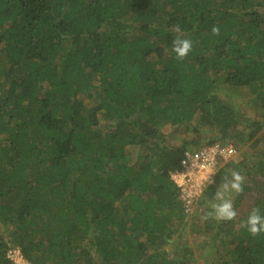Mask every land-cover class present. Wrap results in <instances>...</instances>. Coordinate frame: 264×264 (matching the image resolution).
I'll return each instance as SVG.
<instances>
[{"label": "trees", "instance_id": "obj_1", "mask_svg": "<svg viewBox=\"0 0 264 264\" xmlns=\"http://www.w3.org/2000/svg\"><path fill=\"white\" fill-rule=\"evenodd\" d=\"M263 129L264 0H0V264L10 247L31 264H264L248 225ZM216 142L240 160L189 216L171 174Z\"/></svg>", "mask_w": 264, "mask_h": 264}, {"label": "built area", "instance_id": "obj_2", "mask_svg": "<svg viewBox=\"0 0 264 264\" xmlns=\"http://www.w3.org/2000/svg\"><path fill=\"white\" fill-rule=\"evenodd\" d=\"M236 153L232 143L216 142L202 145L185 152L180 160V168L171 176L179 189V198L187 215H192L203 190L213 182L221 160H228ZM7 257L14 264H31L19 247H10Z\"/></svg>", "mask_w": 264, "mask_h": 264}, {"label": "clouds", "instance_id": "obj_3", "mask_svg": "<svg viewBox=\"0 0 264 264\" xmlns=\"http://www.w3.org/2000/svg\"><path fill=\"white\" fill-rule=\"evenodd\" d=\"M177 31H179V29H177ZM218 31L219 30L217 28H213V33H218ZM191 48L192 43L188 39H182L180 37H177L173 40V51L176 53L178 59H183L191 50ZM233 176L235 182L232 184V187L239 190V181L242 178L237 173H234ZM225 187H227V185H225ZM213 207L215 208L216 215L220 218L231 219L236 215V212L233 210L230 201H224L223 203L214 205ZM248 225L250 226V232L255 235L258 232L264 230V218H262L257 213V211L254 210L253 213L249 216ZM17 264H20V262L17 261Z\"/></svg>", "mask_w": 264, "mask_h": 264}, {"label": "rangeland", "instance_id": "obj_4", "mask_svg": "<svg viewBox=\"0 0 264 264\" xmlns=\"http://www.w3.org/2000/svg\"><path fill=\"white\" fill-rule=\"evenodd\" d=\"M243 99V98H242ZM247 98H245V99H243V100H246ZM241 100V99H240ZM239 100V101H240ZM244 104H246L247 105V103H245V101H244ZM247 109V108H246ZM239 128L241 129L242 128V126H239ZM263 132H264V129H263ZM169 141H170V143H174L175 141H174V139H173V137H171L170 139H169ZM229 143V142H228ZM230 143H233V142H230ZM200 145H203V144H200ZM135 150V149H134ZM133 155H134V157L137 155V151H133ZM232 159H235V160H240V158L238 157V152L237 153H235L234 155H233V157H232ZM244 205H245V203H244ZM189 220L191 219V218H188ZM3 230H4V228L3 227H0V234H1V232H3ZM5 236H6V233L4 234ZM189 238H190V240L192 239L191 238V236H189ZM200 252H198V251H196V256H197V264H202L203 262H204V259H203V257H201L200 256Z\"/></svg>", "mask_w": 264, "mask_h": 264}]
</instances>
